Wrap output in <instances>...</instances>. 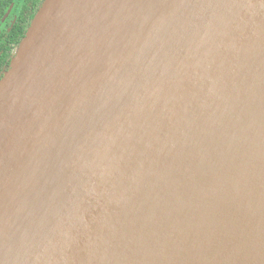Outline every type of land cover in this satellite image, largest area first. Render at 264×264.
<instances>
[{
  "label": "water",
  "instance_id": "1",
  "mask_svg": "<svg viewBox=\"0 0 264 264\" xmlns=\"http://www.w3.org/2000/svg\"><path fill=\"white\" fill-rule=\"evenodd\" d=\"M0 264H264V0H44L0 79Z\"/></svg>",
  "mask_w": 264,
  "mask_h": 264
},
{
  "label": "flooded vegetation",
  "instance_id": "2",
  "mask_svg": "<svg viewBox=\"0 0 264 264\" xmlns=\"http://www.w3.org/2000/svg\"><path fill=\"white\" fill-rule=\"evenodd\" d=\"M44 0H0V79L15 56L16 44Z\"/></svg>",
  "mask_w": 264,
  "mask_h": 264
},
{
  "label": "trees",
  "instance_id": "3",
  "mask_svg": "<svg viewBox=\"0 0 264 264\" xmlns=\"http://www.w3.org/2000/svg\"><path fill=\"white\" fill-rule=\"evenodd\" d=\"M39 10V9H38ZM37 13V12H36ZM36 15V14H35ZM34 14H33V16H35ZM34 18V17H33ZM33 18H32V20H33ZM31 20V21H32ZM30 24H31V22L29 23V25L27 26V28L24 30V32H22V34H21V36H20V38H19V40L17 41V44H16V49H17V46H18V44L20 43V41L22 40V38L24 37V35H25V33H26V31H27V29L29 28V26H30ZM15 52H16V50H15Z\"/></svg>",
  "mask_w": 264,
  "mask_h": 264
}]
</instances>
